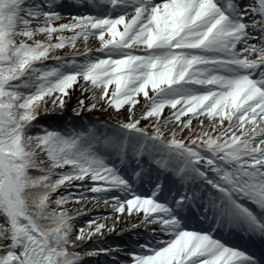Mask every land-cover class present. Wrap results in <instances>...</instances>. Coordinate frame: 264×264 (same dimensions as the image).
Segmentation results:
<instances>
[{"label":"snow or ice","instance_id":"1","mask_svg":"<svg viewBox=\"0 0 264 264\" xmlns=\"http://www.w3.org/2000/svg\"><path fill=\"white\" fill-rule=\"evenodd\" d=\"M72 3L0 0V264H264V0Z\"/></svg>","mask_w":264,"mask_h":264},{"label":"rangeland","instance_id":"2","mask_svg":"<svg viewBox=\"0 0 264 264\" xmlns=\"http://www.w3.org/2000/svg\"><path fill=\"white\" fill-rule=\"evenodd\" d=\"M70 19H67V18H63L62 20H60L58 23H62V22H66ZM65 35H70V33H68L67 31L64 33ZM96 42L97 43V47H98V41L95 40V38H90L89 41H88V44H89V47L93 45V42ZM60 51H63V50H60ZM80 95V92L77 90L73 96H72V99L68 101V106H67V111H69V109H71V107L73 106V104L75 103V100L77 99V97ZM86 95V94H85ZM140 100H143V97L141 96L140 97ZM167 111V109H165ZM126 111V110H125ZM91 113H97L100 115V113L97 111V110H93ZM101 113H103L104 115H107V116H111V117H114L113 115V110L112 109H108V110H104L102 111ZM183 118V117H182ZM147 121V120H146ZM148 122V121H147ZM193 123H195V121H193ZM187 134V129L184 130V132L180 133V138H183V136ZM214 134V133H213ZM91 203V202H89ZM55 207V205L53 206ZM68 211L71 212L73 209L75 208H78V204L76 202H70L68 204ZM111 209L110 208H105L103 203L100 204L99 207H91V213L95 214V213H100V214H104V213H107V212H110ZM90 218V217H89ZM135 221V217L132 218V221ZM78 222H82V221H79ZM128 222V218L127 217H124L123 218V222H119V226L120 228L123 229V231H118V233H124V232H127L129 230H127V228L125 227V224ZM110 236V233H106L105 234V243H104V246L107 247L109 246L110 243H113V242H110V241H107L106 240V237H109ZM110 242V243H109ZM91 246V245H89ZM92 258H94L92 260ZM92 260V262H97L98 260H101L100 258L98 257H86V260ZM98 259V260H97ZM117 264H119V262H117Z\"/></svg>","mask_w":264,"mask_h":264},{"label":"trees","instance_id":"3","mask_svg":"<svg viewBox=\"0 0 264 264\" xmlns=\"http://www.w3.org/2000/svg\"><path fill=\"white\" fill-rule=\"evenodd\" d=\"M68 104V103H67ZM58 110V109H55ZM52 112V111H51ZM50 112L48 113H41V115L37 118V123L38 124H47V125H51V126H58L59 123H63L64 120L54 117V116H50L49 115ZM54 205H50V207H53Z\"/></svg>","mask_w":264,"mask_h":264},{"label":"bare ground","instance_id":"4","mask_svg":"<svg viewBox=\"0 0 264 264\" xmlns=\"http://www.w3.org/2000/svg\"><path fill=\"white\" fill-rule=\"evenodd\" d=\"M93 42V41H92ZM91 48H93V49H95L96 47H97V43L96 42H93V45L92 46H90ZM82 50V49H81ZM121 222H123V219L120 221V223ZM140 228V227H139ZM137 229V228H136ZM113 234H117V232H113V233H110V235H113ZM228 237L229 238H233L231 241L233 242V241H235V240H237V241H239V239L237 238V237H234V236H232V235H228ZM240 242V241H239Z\"/></svg>","mask_w":264,"mask_h":264}]
</instances>
